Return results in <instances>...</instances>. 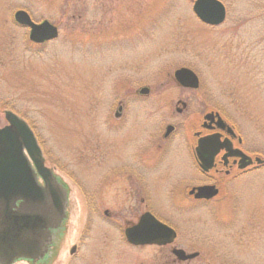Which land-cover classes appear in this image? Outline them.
<instances>
[{
    "label": "rangeland",
    "instance_id": "374dc122",
    "mask_svg": "<svg viewBox=\"0 0 264 264\" xmlns=\"http://www.w3.org/2000/svg\"><path fill=\"white\" fill-rule=\"evenodd\" d=\"M194 1L0 0V128L8 124L6 111L25 120L46 166L70 188V220L52 264H264L258 226L264 225V185L247 174L207 203L171 196L172 180L148 182L151 209L179 236L166 248H133L121 239V221L130 217L125 209L141 213L128 193L146 188L118 177L132 170L114 166L111 149L119 145V154L128 157L134 144H147L159 129L131 124L140 104L134 101H143L135 98L140 89L202 98L246 140L247 123L259 129L264 147V21H247L260 17L264 0H220L227 16L216 26L196 16ZM18 10L36 23L50 21L58 37L33 43L29 28L14 19ZM181 67L199 76L197 90L177 83L174 72ZM120 104L129 110L124 124L116 117ZM258 174L264 177V171ZM250 221L258 226L253 232ZM75 244L79 252L71 257ZM174 246L188 253L205 248V258H169Z\"/></svg>",
    "mask_w": 264,
    "mask_h": 264
},
{
    "label": "flooded vegetation",
    "instance_id": "af4514ba",
    "mask_svg": "<svg viewBox=\"0 0 264 264\" xmlns=\"http://www.w3.org/2000/svg\"><path fill=\"white\" fill-rule=\"evenodd\" d=\"M261 9L260 17L254 16L247 18V21H251L254 18L264 21V6H261ZM135 98L143 99V101H134L140 104L133 110V115L131 117L132 126L134 127L133 124H148L151 126L157 125L159 129L157 133L152 134V137L146 140L147 144L140 145V143H137L134 144L131 149H125V152L129 149L128 157L119 154L121 150L118 148L119 145H115L110 152L111 159L116 162L114 166H131V172L125 175H119L118 177L121 178V180L126 177L127 181L129 179H131V181L140 180L142 183H145L143 188H146L143 192L140 190L135 193V191L132 190L128 193L133 201L136 199L135 206L141 213L136 215L132 212L131 207V209L124 208L127 211V215H130V217H123L121 221L125 224L121 231L123 244L133 248L146 246L166 248L174 245L179 236V231L176 227L157 217L151 209L149 204L151 191L149 189L150 187H148V182L152 180H172V185H170L172 189L169 191L171 196L173 194L179 199L188 196L192 198L194 202L198 203H207L214 200V198H217V196L222 193L224 188L228 189L230 185L232 186L235 184L237 180L244 177L246 174L247 178H253L254 181H260L264 185V177L258 174L264 171V155L262 153L264 147L260 145V142L257 141L256 138L259 129L253 130L247 123L246 140L238 130L236 124L234 122L232 123L220 108L216 106L209 107V104L202 100V98L198 101L196 99L193 100L195 97L191 95L169 98L151 95L149 93H138ZM194 102L198 105L195 107V110L193 105ZM247 104L250 105V101H247ZM126 111L128 112L129 110L125 109L123 104H120L116 113V117L121 121L120 124L125 120ZM151 111L153 113H151ZM146 112L149 114L146 115ZM187 114L189 115L186 119L179 120L175 117L185 116ZM250 116L251 112L247 107V118H250ZM116 124L118 123L116 122ZM119 128H121V126ZM147 129L148 127H143L144 132ZM140 138L141 136L135 137V141ZM121 140H123V137H121ZM113 153L117 156L114 157ZM211 157L213 158L212 160H207V164L211 167L209 169H204L202 158ZM151 175L153 178L150 177ZM56 178L62 188V192H58V194L60 196V205H62L63 212L59 214L56 225L48 229L49 238L45 242V253H43V237L40 236L43 235V228H41V232L37 228L36 249H31L29 254L21 257L4 260L0 262L1 264H52L57 259L61 242L66 234L68 222L70 220V188L68 184L57 175ZM37 182L44 187V181L40 175H37ZM200 187H214L217 193L210 199L197 198L196 194ZM34 207H36V209H42V200H36L35 204H33V202H29L27 199H19L15 201L12 210L15 213L20 212L21 214H27V211L29 209L33 210ZM247 212H252V209H249ZM105 213L107 214L108 212L106 211ZM149 215L154 216L159 222L172 228L176 232L177 235L172 243L158 245L149 243L135 244L130 242L127 232L140 224L142 220L146 225L149 224ZM258 226L260 230L264 231V225L262 223ZM258 226L251 221L249 223V227L252 228L251 232L255 231ZM221 230L225 231L229 229L222 228ZM39 248H41L43 254H40V252L38 253ZM72 249H74V252H72ZM176 249L182 248L174 246V248L169 251L170 254H168V257L169 255L171 256L172 253L174 254ZM202 251H206L205 248L197 250L196 252H185L188 254L197 253L196 258H203L204 254ZM78 252L79 246L77 244L71 246V257L76 256ZM176 258L178 259V257ZM72 264L75 263L72 262Z\"/></svg>",
    "mask_w": 264,
    "mask_h": 264
},
{
    "label": "water",
    "instance_id": "95a60500",
    "mask_svg": "<svg viewBox=\"0 0 264 264\" xmlns=\"http://www.w3.org/2000/svg\"><path fill=\"white\" fill-rule=\"evenodd\" d=\"M193 10L207 25H220L226 18V7L219 0H195ZM14 19L19 25L30 29L29 38L34 43H45L59 35L58 28L50 21L36 23L24 10H18ZM174 77L183 87L192 89L199 87L198 76L189 68H179L175 71ZM149 91V88H143L140 93L147 94ZM5 118L8 124L0 128V262L21 257L29 254L31 249H36L37 228L40 232L43 228V235L40 236L43 237L45 253V242L49 238L48 229L56 225L59 214L63 212L58 194L62 192L61 185L53 170L45 165L42 150L33 130L25 120L12 111H6ZM208 159L213 158H202L204 169L211 167L207 164ZM37 175L43 179L44 187L37 182ZM216 193L214 187H200L196 197L210 199ZM19 199H27L33 204L36 200H42V209L34 207L33 210L29 209L27 214L15 213L12 207ZM149 216V224L146 225L142 220L127 232L130 242L158 245L172 243L176 232L154 216ZM39 252L43 254L41 248L38 249ZM174 254L180 261L192 259L197 255L186 254L182 249H176Z\"/></svg>",
    "mask_w": 264,
    "mask_h": 264
}]
</instances>
